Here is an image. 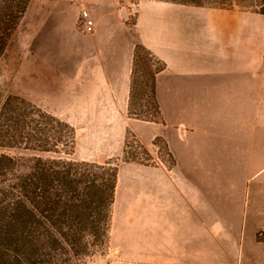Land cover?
I'll list each match as a JSON object with an SVG mask.
<instances>
[{
    "label": "rangeland",
    "instance_id": "obj_1",
    "mask_svg": "<svg viewBox=\"0 0 264 264\" xmlns=\"http://www.w3.org/2000/svg\"><path fill=\"white\" fill-rule=\"evenodd\" d=\"M137 1L30 0L0 54V105L9 94L23 96L74 127L71 158L118 163L108 243L86 264H264V133H253V146L238 132L227 144L203 147L202 164L193 160L201 156L197 150L181 146L176 129L122 109L123 83L114 86L116 100L91 101L108 62L107 41L120 42L123 51L129 38L136 41L131 25ZM82 9L93 20L92 32L81 30ZM232 10L252 13L254 47L264 51V15L238 6ZM95 105L112 114L101 115L91 109ZM253 105L254 129L264 128V100ZM133 153L151 159L127 160ZM29 163L26 157L18 169ZM197 172L208 186L199 203L196 191L171 177L192 178ZM188 195L204 210L198 217L186 212Z\"/></svg>",
    "mask_w": 264,
    "mask_h": 264
},
{
    "label": "trees",
    "instance_id": "obj_2",
    "mask_svg": "<svg viewBox=\"0 0 264 264\" xmlns=\"http://www.w3.org/2000/svg\"><path fill=\"white\" fill-rule=\"evenodd\" d=\"M29 1L0 0V54ZM166 1L223 9L238 6L264 14V0ZM163 68L162 60L134 42L128 115L163 121L156 97L157 74ZM132 105L140 111H132ZM127 146L126 138V154ZM74 147L75 129L67 121L20 95L9 94L1 103L0 264H86L107 245L118 163L73 159ZM26 157L30 163L21 171L18 166ZM126 159L147 163L151 157L133 153Z\"/></svg>",
    "mask_w": 264,
    "mask_h": 264
},
{
    "label": "crops",
    "instance_id": "obj_3",
    "mask_svg": "<svg viewBox=\"0 0 264 264\" xmlns=\"http://www.w3.org/2000/svg\"><path fill=\"white\" fill-rule=\"evenodd\" d=\"M131 29L136 41L164 62L156 80L163 120L160 123L177 130L183 148L201 154L193 157L194 161L204 164L207 156L201 152L203 147L227 144L237 138L238 132H245L253 146V133H264L263 126L254 129L253 124V101L264 100V51L254 47L252 13L166 0H138ZM112 40L107 41L108 62L97 78L99 87L94 89L91 101L106 104L116 100L114 86L123 83L124 110L128 105L134 42L129 38L123 51V45ZM106 89L113 94H107ZM91 109L101 110V115L112 114L97 105ZM166 139L172 148V141L167 136ZM191 176L171 177L182 181L187 191H196L199 203L208 186L200 172ZM198 203L192 205L188 195L186 212L198 217L204 211ZM196 223L200 226L201 221L197 218Z\"/></svg>",
    "mask_w": 264,
    "mask_h": 264
},
{
    "label": "built area",
    "instance_id": "obj_4",
    "mask_svg": "<svg viewBox=\"0 0 264 264\" xmlns=\"http://www.w3.org/2000/svg\"><path fill=\"white\" fill-rule=\"evenodd\" d=\"M81 18V30L83 32H92L93 31V20L90 18L88 11L86 9H82L80 12ZM183 128V127H180Z\"/></svg>",
    "mask_w": 264,
    "mask_h": 264
}]
</instances>
